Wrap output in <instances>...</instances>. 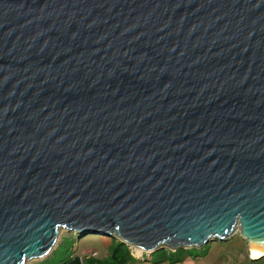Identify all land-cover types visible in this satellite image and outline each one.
<instances>
[{"label": "water", "instance_id": "1", "mask_svg": "<svg viewBox=\"0 0 264 264\" xmlns=\"http://www.w3.org/2000/svg\"><path fill=\"white\" fill-rule=\"evenodd\" d=\"M237 227L263 257L264 0H0V264Z\"/></svg>", "mask_w": 264, "mask_h": 264}, {"label": "rangeland", "instance_id": "2", "mask_svg": "<svg viewBox=\"0 0 264 264\" xmlns=\"http://www.w3.org/2000/svg\"><path fill=\"white\" fill-rule=\"evenodd\" d=\"M117 243V239L113 237L91 233L77 239L74 231L60 228L50 251L45 256L32 258L24 264H93L94 262L89 263L86 260L88 257L105 263L109 255L108 247ZM201 247L177 248V254L174 255L178 259L170 263V257L165 259L172 250L168 246H163L150 255L145 254L142 259L135 258L140 256L138 254L141 250L136 253L135 249L129 246L134 259L129 260L127 264H264V256L254 262L249 261L246 255L247 245L241 238L238 227L237 232L225 241H210Z\"/></svg>", "mask_w": 264, "mask_h": 264}, {"label": "trees", "instance_id": "3", "mask_svg": "<svg viewBox=\"0 0 264 264\" xmlns=\"http://www.w3.org/2000/svg\"><path fill=\"white\" fill-rule=\"evenodd\" d=\"M74 234H75V236L77 237V239L79 238H82L83 236H85V235H87V234H85V235H77V233H75L74 232ZM92 234V233H91ZM93 234H95V233H93ZM97 235H100V234H97ZM108 237H111V236H108ZM114 238V237H113ZM115 239H117V238H115ZM117 241H118V243L117 244H111L109 247H108V253H109V255H108V257H107V260L105 261V263L104 262H96V261H94V260H96V259H92L91 257H88L86 260L89 262V263H91V262H94L93 264H127V262L129 261V260H132V259H134V255H133V253L130 251V248H129V245H127V244H125V243H123L121 240H119V239H117ZM195 248V247H194ZM202 248V247H201ZM200 248V249H201ZM159 250V249H158ZM138 251V249H135V252L136 253H138L137 252ZM171 252H170V254H167L166 255V257H165V259H169V257H170V259H172L171 261H170V263H172L174 260H177L178 258H176V255H174V254H177V251H178V249L175 251L174 249H172V250H170ZM152 252H154V251H151V252H141L139 255H141V259L144 257V255L146 254V255H150ZM171 254H173L174 256H171ZM149 257V256H148ZM135 258H137V257H135Z\"/></svg>", "mask_w": 264, "mask_h": 264}, {"label": "crops", "instance_id": "4", "mask_svg": "<svg viewBox=\"0 0 264 264\" xmlns=\"http://www.w3.org/2000/svg\"><path fill=\"white\" fill-rule=\"evenodd\" d=\"M246 242V241H245ZM246 245H247V251H246V255H247V258H249V261L250 262H254V261H256V260H251V257H250V249H249V245H248V243L246 242ZM230 262H231V260H230Z\"/></svg>", "mask_w": 264, "mask_h": 264}, {"label": "bare ground", "instance_id": "5", "mask_svg": "<svg viewBox=\"0 0 264 264\" xmlns=\"http://www.w3.org/2000/svg\"><path fill=\"white\" fill-rule=\"evenodd\" d=\"M138 249V248H137ZM138 250H140V249H138ZM142 252V251H141ZM264 254V253H263ZM263 254L262 255H260L259 257H261V256H263ZM139 255V254H138ZM259 257H257V258H259Z\"/></svg>", "mask_w": 264, "mask_h": 264}]
</instances>
